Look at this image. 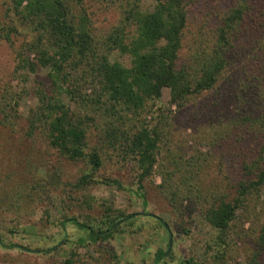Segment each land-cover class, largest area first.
<instances>
[{"label":"rangeland","instance_id":"rangeland-1","mask_svg":"<svg viewBox=\"0 0 264 264\" xmlns=\"http://www.w3.org/2000/svg\"><path fill=\"white\" fill-rule=\"evenodd\" d=\"M135 1L142 11L152 10L150 0H82L80 9L93 35L103 39L126 23L125 12ZM186 4L180 59L191 63L213 45L215 29L235 0H186ZM8 9V0H0V25L11 24ZM126 26V35H132L133 28ZM21 28L12 35L13 45L0 41V91L7 89L18 102L19 116L12 128L0 124V202L9 192H29L31 199L18 200L20 217L9 214L1 203L6 211L0 214V264H65L68 259L72 264H253L256 252L258 264H264V242H256L264 228V193L258 200L253 196L244 213L251 219L243 228L234 225L237 237L228 241L222 257L214 247L216 231L201 213L214 200L234 195L240 167L256 158L263 141L255 127L241 123L247 91L261 83L264 87V58L259 60L263 50L255 54L258 42L264 43L260 27L257 30L256 25L253 34L244 31L246 40L234 44L229 67L212 90L191 98L181 109L169 108L170 91L162 90L151 120L165 134L157 170L174 174L164 183L155 175L143 184L141 193L136 191L135 163L121 162L115 153L110 158L102 154L101 168L93 171L86 162L60 158L41 135L35 136L36 142L27 137L26 119L36 103L35 91L49 81L46 69L16 72L13 46L33 35ZM110 60L129 66V57L117 51ZM64 101L68 103V98ZM101 124L98 119L97 131ZM85 174L93 180L78 188ZM172 191L181 194L170 199ZM196 192L202 196L199 203ZM107 208L135 216L106 240L88 241L86 232L70 221L96 226ZM159 251L166 254L157 260Z\"/></svg>","mask_w":264,"mask_h":264},{"label":"trees","instance_id":"trees-1","mask_svg":"<svg viewBox=\"0 0 264 264\" xmlns=\"http://www.w3.org/2000/svg\"><path fill=\"white\" fill-rule=\"evenodd\" d=\"M150 1L151 11H142L135 1L125 12L126 23L103 39L93 35L89 20L80 9L82 0H8L13 20L11 24L0 25V41L10 45L14 44L12 35L21 32L18 31L21 27L33 34L29 40L13 46L16 72H35L39 68L48 71L49 83L39 84L36 103L26 119L27 137L35 141V136L41 135L47 148L57 152L60 158L86 162L93 171L101 168L102 154L110 158L115 153L121 162L135 163L139 193L143 184L155 175H160L164 183L174 174L157 170L160 143L165 134L157 125L152 126L151 120L155 119L152 111L162 90L170 91L169 108L181 109L191 98L215 88L233 58L234 44L246 40L244 31L253 34L257 25L256 29H261L258 32L264 34V0H235L215 29V41L209 50L191 63H183L180 51L187 25L186 0ZM126 25L133 28L132 35H126ZM113 51L128 56L129 66L111 61ZM259 51H262L260 60L264 58L261 41L255 54ZM16 102L9 97L7 89L0 91L1 125L12 128L18 122ZM242 108L246 116L241 123L255 127L263 135L257 156L243 162L231 198L222 196L202 209L204 212L201 210L205 221L216 231L214 247L220 257L226 253L228 241L237 237L234 225L240 223L243 228L245 221L251 219L250 214L244 213L253 196L258 200L264 193L262 83L247 91ZM98 119L103 124L97 131ZM92 180L91 174L82 175L77 187ZM177 194L172 191L170 199L177 198ZM196 195L199 203L202 196L199 192ZM5 198L0 202V214L6 211L1 206L5 203L9 214L20 217L22 208L18 200L24 199L22 203H25L30 194L9 192ZM134 216L107 208L96 226L76 219L70 221L86 232L88 241L96 242L110 238L121 223L130 222ZM256 242L263 244L264 228ZM165 254L166 251H159L157 260ZM257 258L256 252L253 264H258ZM65 264H72L71 260H65Z\"/></svg>","mask_w":264,"mask_h":264},{"label":"water","instance_id":"water-1","mask_svg":"<svg viewBox=\"0 0 264 264\" xmlns=\"http://www.w3.org/2000/svg\"><path fill=\"white\" fill-rule=\"evenodd\" d=\"M118 223H121V222H118ZM165 226V225H164ZM166 228V227H165ZM170 243H171V239H170V242H169V245H170Z\"/></svg>","mask_w":264,"mask_h":264}]
</instances>
